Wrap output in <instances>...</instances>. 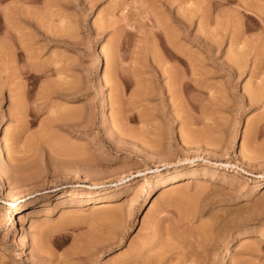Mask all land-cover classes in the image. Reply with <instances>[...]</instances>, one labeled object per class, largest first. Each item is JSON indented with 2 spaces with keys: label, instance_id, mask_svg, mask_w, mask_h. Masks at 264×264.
<instances>
[{
  "label": "rangeland",
  "instance_id": "374dc122",
  "mask_svg": "<svg viewBox=\"0 0 264 264\" xmlns=\"http://www.w3.org/2000/svg\"><path fill=\"white\" fill-rule=\"evenodd\" d=\"M3 115L0 264H264V0H0Z\"/></svg>",
  "mask_w": 264,
  "mask_h": 264
},
{
  "label": "bare ground",
  "instance_id": "6f19581e",
  "mask_svg": "<svg viewBox=\"0 0 264 264\" xmlns=\"http://www.w3.org/2000/svg\"><path fill=\"white\" fill-rule=\"evenodd\" d=\"M105 51L106 50L101 49V51H100V60H102L103 57L106 56L105 53H107V52H105ZM95 76L98 79H100V80H103L104 78H106V77H103L104 74L102 76V74H101V72L99 70L96 71ZM102 97H104V98L106 97L105 96V93H102ZM100 117H101L102 122L105 123L106 125H108L109 128H110V131H111V129H113V127L111 126L112 124H110V111H109L107 105H105L101 109ZM5 125H6V116L3 115L2 118H1V121H0V134L2 133ZM6 147H7V144H6L5 140L3 141L0 138V154H1L2 160L4 162L6 161V157H7L6 156V154H7L6 153L7 152L6 151L7 150ZM235 157H236V159L238 161L244 162L245 164H249V160H248L249 158L242 156L241 153H240V151H238V150L235 151ZM182 169H183L182 167L177 168L175 170L176 173L173 174V175H171L170 177H167V178H162V173L161 172L154 173V175H152V178H151L153 180L152 182H154L151 190L154 191V190H156L159 187H166V186H169L171 184H174V183L178 182L180 180V178L182 177V173H181V170ZM259 178L260 179L256 181V182H259V183L256 184L254 187L251 188V190L249 191L248 195H245L244 196V199H247L248 197L257 195L263 189L264 186L262 185V183L264 182V174H260ZM0 182L2 184V189L5 192H9V188H8V186L5 183V180L3 178L1 169H0ZM117 187H119V186H117ZM57 195H59L57 197H61V196H64V195L74 196V195H77V194H76V192H73V191H66V192L60 191L59 194H57ZM43 197H45V194H42V196L41 195L35 196L33 202H36V201L40 200ZM103 199L104 198H100V197H97V196H93L92 195L91 197H88V198L85 199V203H88V204L99 203V202H103L104 201ZM26 206H27V202L26 201L25 202H22L21 201V202H18L16 204V207L14 208V215H15V218L16 217L18 218V221H23V218L21 216L22 215L21 214V211ZM13 227H14V229H13L14 235H19L20 234V227H19V225L17 223H15ZM26 235L24 236V239L27 238ZM241 239H242V237L239 234H236L235 236H233L231 238V240L228 242L227 246H225L224 249H223L222 257L216 260L217 261V264H226V263H228L230 261V255H231L232 245L234 243L238 242Z\"/></svg>",
  "mask_w": 264,
  "mask_h": 264
}]
</instances>
